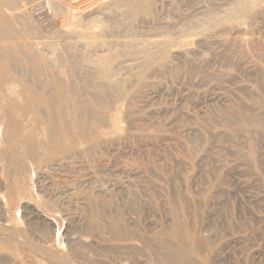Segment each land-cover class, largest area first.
Instances as JSON below:
<instances>
[{
	"label": "rangeland",
	"instance_id": "1",
	"mask_svg": "<svg viewBox=\"0 0 264 264\" xmlns=\"http://www.w3.org/2000/svg\"><path fill=\"white\" fill-rule=\"evenodd\" d=\"M241 1L81 11L98 17L69 38L111 76L81 61L92 72L75 81L74 102L92 112L81 126L70 95L44 107L67 125L61 155L0 159V264H53L45 252L68 264H264V0L235 19ZM83 35L103 52L84 51ZM43 42L56 38L44 30ZM143 48L155 57L140 76Z\"/></svg>",
	"mask_w": 264,
	"mask_h": 264
},
{
	"label": "bare ground",
	"instance_id": "2",
	"mask_svg": "<svg viewBox=\"0 0 264 264\" xmlns=\"http://www.w3.org/2000/svg\"><path fill=\"white\" fill-rule=\"evenodd\" d=\"M253 4L252 0H242L240 4H238V11L236 14H233L232 17L235 19L244 17L251 11ZM144 8L140 7L139 9L138 0H0V159L5 161L9 166V162L11 158H13L12 151H14L22 153L32 160L37 161L38 157L36 156V152L41 146L44 147L46 151L55 149L54 152H59V155L62 154L60 148L63 146V139L66 138V133L64 132L68 131L67 125L61 122L62 117H60L58 113L45 114L43 112L44 107L52 108L54 110L53 112L58 111V108L61 106L57 101L59 98H63L66 95L71 96V99L69 96L71 103L65 104L66 106L68 105V108L70 106V109H73L76 119L75 124L78 123L81 126L86 119L91 117L90 113L92 112L90 110V105L84 100H81L79 103L74 102V97L77 96L76 93L78 92L75 81L82 82L83 78H86L81 75V72L90 73L89 76L92 74V72H89V70L81 64V61L93 64L95 70L98 71L96 74L102 79L103 75L105 77L111 76L112 71L110 63L103 66V56H96L94 58V56L89 57L78 54L76 50L77 44L75 45V37L69 38L70 34L77 32V28L81 29L83 26L86 29L90 28L87 24H82L84 17L89 19L97 15L96 12L91 15H89L88 12L87 16L81 11H131L133 13V11H138V9L141 11V9L143 10ZM146 9L147 8H145L144 11H146ZM73 11H75V13ZM44 30L54 35L56 42L52 44L43 42ZM80 39L86 41L83 46L84 51L88 52V54L91 55L94 52V55H96L98 51L103 52V45L100 47V44L97 45V43H95L97 36H95L94 39V37L88 38L83 35ZM208 41H210V39ZM136 45L137 44H132L129 47H134ZM51 46H54V48ZM119 53L121 54V52ZM135 54L139 55H135L134 57L141 56L143 58L142 64L139 65L143 72L140 71L141 74L139 75H146L147 65L154 59L155 54L151 52L149 48H143ZM49 56H55L54 60L49 59ZM162 56L164 55H159V57ZM230 80L232 81V79ZM117 83L122 89L126 86L124 81H118ZM81 94L85 95V91ZM83 95L80 96L84 97ZM243 107L245 108V106ZM3 184V181L0 182V191L6 189ZM12 232L13 231H8L7 233ZM16 232L19 234L18 230ZM20 233H22L21 230ZM23 236L25 237V235ZM23 236L21 237L24 239ZM15 241L20 240L16 239ZM22 241L25 242V240ZM76 241L77 240H75V242ZM34 244L32 245V249L36 246L35 248L38 250V245L35 244L34 246ZM42 248L43 246H40L39 250L41 251ZM35 250L33 249V251ZM76 252L77 251L74 253ZM54 254L45 252L46 256H50L48 259L51 263H69H66L67 260L65 261V258H60ZM79 257L81 258L82 256ZM168 260L170 262V259ZM197 264L199 263L197 262Z\"/></svg>",
	"mask_w": 264,
	"mask_h": 264
}]
</instances>
